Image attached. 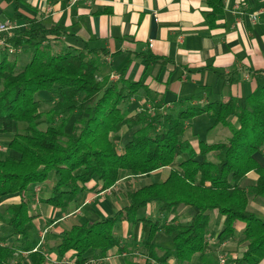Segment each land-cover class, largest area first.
<instances>
[{"label":"trees","instance_id":"obj_1","mask_svg":"<svg viewBox=\"0 0 264 264\" xmlns=\"http://www.w3.org/2000/svg\"><path fill=\"white\" fill-rule=\"evenodd\" d=\"M207 3L209 24L215 26L224 12L225 0ZM27 24V28L7 38L17 48L32 49L26 65L17 68L18 55L10 58L5 47L6 51L0 53V134L13 132L20 122L26 123L25 131L16 133L8 144L16 154L0 156V199L13 194L22 196L3 216L11 231L0 237V264H24L25 253L31 264L47 261L38 248L40 239L34 235L37 215L31 204L36 196L33 189L52 176L51 193L40 201L65 208L94 178L101 182L99 191H103L115 186L125 172L142 176L169 166L172 169L165 180L132 191L130 202L114 214L92 225L64 231L57 246L59 252L64 255L76 251L77 262L84 263L89 259L85 256L88 251L95 252L94 259H105L118 247L127 264H152L149 260L133 261L127 248L121 247L114 229L118 223L128 221L134 226L142 223L146 230L144 255L156 264H168L171 258L183 264L197 255L205 258L210 251V212L218 211L224 216L219 243L235 236L237 221L246 224L242 235L247 244L232 263L260 264L264 259V217L249 209V196L264 198V165L256 156L264 148V84L258 85L244 105L234 97L190 104L176 115H165L157 126L143 111L132 116L122 111L121 104L141 84L102 76L104 50L84 44L81 48L65 45L54 52L53 42L67 30L57 24L47 28L39 19L27 20ZM47 90H56L58 98L50 110L42 112L36 94ZM75 113L82 116L76 120L74 130L68 132L69 118ZM204 113L214 119V126L228 125L231 136L217 143L200 141L197 149L184 138L185 121ZM234 116L238 126L230 122ZM43 117L46 129L40 127ZM125 126L138 128L124 151L119 152L112 136ZM184 154L188 158L177 162ZM252 171L258 178L247 191L241 183ZM153 203L165 214L182 205L197 211L189 223L182 225L139 218V211ZM159 232L173 235L171 248L156 244Z\"/></svg>","mask_w":264,"mask_h":264},{"label":"crops","instance_id":"obj_2","mask_svg":"<svg viewBox=\"0 0 264 264\" xmlns=\"http://www.w3.org/2000/svg\"><path fill=\"white\" fill-rule=\"evenodd\" d=\"M259 10H264V0H225L224 12L218 16L216 25L210 26L207 0H0V24L12 20L24 25L21 28L24 29L28 27L27 20L39 19L47 28L57 24L67 30L66 35L54 41L56 45L81 48L88 44L92 49L104 50L102 76H108L111 81L125 78L141 84V88L121 104L122 111L127 116L143 111L150 121L155 122L163 120L167 114L176 115L190 104L228 101L234 97L244 105L258 85L264 84V14L256 22L250 17ZM2 48L0 46V50ZM205 115L209 116L204 113L185 121L184 138L197 149L200 141H207L196 132L201 123L194 121ZM211 119L208 133L227 141L231 136L229 126H214V119ZM230 122L238 126L237 117H232ZM217 142L223 141L207 143ZM184 155L177 162L188 158ZM256 156L264 165V148ZM171 169L169 166L142 176L125 172L115 186L103 191H99L101 182L94 178L85 185L78 199L65 208L40 201L51 193L52 188L46 189V183L39 185L44 191L41 196L36 194L31 207L37 215L34 235L40 239L38 248L47 256L44 264L77 262L76 251L70 250L62 255L57 249L64 231L77 225H92L114 214L130 202L132 191L165 180ZM144 178L148 181L138 182ZM257 178V172H250L242 181V187L250 191ZM246 179H250V183L244 186ZM136 182L139 185L135 188L133 183ZM38 187L33 190L38 191ZM21 199L19 194L0 199V237L11 231L3 216L11 204ZM249 209L264 217V198L250 195ZM196 211L182 205L173 209L163 222L187 224ZM164 215L155 203L138 213L139 218L153 220ZM215 218L220 221L219 236L224 227V216L218 212ZM245 225L237 221L235 228L237 230L238 226L240 234L223 244L240 236ZM43 233H48L44 240L40 238ZM114 233L133 261H147L144 257L146 251H137L138 244L145 243L146 238L142 223L134 226L128 221L120 222ZM207 237L211 249L206 257L197 255L183 264L210 262L212 243L218 240L209 234ZM171 239L173 235L159 232L155 242L161 248H171ZM94 255V251H88L85 255L89 258L87 261H97ZM24 256L27 264H31L29 255L25 253ZM94 264H127V261L115 247L107 258ZM168 264L179 263L171 258ZM260 264H264V259Z\"/></svg>","mask_w":264,"mask_h":264},{"label":"rangeland","instance_id":"obj_3","mask_svg":"<svg viewBox=\"0 0 264 264\" xmlns=\"http://www.w3.org/2000/svg\"><path fill=\"white\" fill-rule=\"evenodd\" d=\"M2 36L3 35L0 34V37H2ZM61 48H62L61 45H59V44L56 45V43L53 42V51L54 52H57ZM5 51H6V49H4V48H2L0 50V52H5ZM6 52H8V55H9L10 58H13V57L18 55L19 62H18L17 68L22 69L26 65V63L30 60L32 49L27 48V47L24 46V47L21 48V51H18V52H15V53H10L9 51H6ZM36 98L40 101V104H41L40 110L42 112H47L48 110H50L54 106V104H55V102H56V100L58 98V94H57L56 90H53V91H48V90L47 91H40V92H38L36 94ZM81 116L82 115H80L79 113H75V114L70 116L69 122H68V125H67V131L68 132H72L74 130V125L76 124V120L81 118ZM211 121H212V119L209 116H206V115L203 116V117L197 118V120L194 121V122L195 123L196 122H200L201 125L198 126L199 128H198V130L196 132L199 133V136H200L201 139H203V140H205L207 142L224 141L221 138L213 137L214 133H211V132L208 133V128L212 125V124L210 125ZM158 122H161V121H158V120L155 121L157 126L159 125ZM190 122L192 123L191 120H190ZM25 124H26L25 122H20L18 124V126H16V128L14 129L13 132L0 134V156L1 157H5L7 154H10V153L16 154L14 151H11L9 149L8 144H9L10 140L14 137V135L16 133H23L25 131V126H26ZM40 127L42 129H46L47 123L45 121V117L42 118ZM137 128L138 127L131 128L129 126H125L118 133L113 134L112 139H113V142H114V144H115V146H116V148H117V150L119 152H123L124 151L125 144L131 139L132 133ZM184 157L186 158L187 155H184ZM146 181H148L147 178L140 179V181L138 179V182H143L144 183ZM249 183H250V179H248V180L246 179L244 181L243 185L247 186ZM53 185H54V178L52 176L50 178V180L46 182V186L45 187H46V189L50 190L53 187ZM137 185H139V184H137V182L133 183V187L136 188ZM138 187H140V186H138ZM43 191H44V189L39 186L38 187V191L36 190L34 192L36 194H38V196H41L42 195L41 193H43ZM250 195L252 196V194H250ZM189 208L193 210L192 207H189ZM168 214H165L163 216V218H161L162 222L166 221V219L168 217ZM216 214H218V212L217 211H213V213L211 215V220H210L209 227H208V234H209V236L211 238H216L218 240V232H219V227H220V221L215 218ZM257 215L259 217H262L260 212H257ZM47 234L48 233H43L42 237H40V238L44 240L47 237ZM239 234H240V231H239V228L237 226V230L235 232V236L234 237H236ZM171 241L173 243L172 239H171ZM172 243H171L170 246L173 245ZM246 244H247V242L244 240V237H243L242 234L240 236H238L237 238H234L233 242H231L229 244H226V245H224L222 243H219V241H217L215 243H212V245H213L212 246L213 250L211 251V258L212 259L207 264H219V262H218L219 261L218 260L219 252H223V253L226 254V256H227V264H233L232 260L234 258H236L237 256H239L244 251ZM138 245H140V248L137 249V251L138 252H144L145 251L144 243H139ZM158 253L162 254L163 252L162 251H158ZM25 260L26 259H24V262H26ZM26 264H27V262H26Z\"/></svg>","mask_w":264,"mask_h":264},{"label":"built area","instance_id":"obj_4","mask_svg":"<svg viewBox=\"0 0 264 264\" xmlns=\"http://www.w3.org/2000/svg\"><path fill=\"white\" fill-rule=\"evenodd\" d=\"M73 1H77V0H73ZM263 14H264V10H259L257 12H253L250 14L251 20L253 22H256L259 19V17ZM22 27H24V25L18 24L17 22L12 21V20H7V21L1 23L0 24V34H2L3 36L0 37V46H2L3 48L5 47L7 49V51H9L10 53H15V52L21 51V47L17 48L15 46H13L11 43H8L7 38L9 36H11L18 29H21ZM144 257L147 260L151 261V263L156 264V262L154 260L150 259L149 257H147V256H144ZM218 260H219L218 261L219 264H227L226 254L223 252H219ZM97 261H100V259H98ZM97 261L96 260H89V261H86L84 263L67 261L66 263L67 264H94Z\"/></svg>","mask_w":264,"mask_h":264}]
</instances>
